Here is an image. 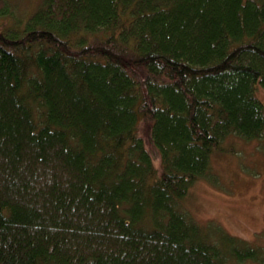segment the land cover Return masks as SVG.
I'll return each mask as SVG.
<instances>
[{"label":"trees","instance_id":"obj_1","mask_svg":"<svg viewBox=\"0 0 264 264\" xmlns=\"http://www.w3.org/2000/svg\"><path fill=\"white\" fill-rule=\"evenodd\" d=\"M0 264H229L180 207L264 134V0H0ZM213 179V176H212Z\"/></svg>","mask_w":264,"mask_h":264},{"label":"rangeland","instance_id":"obj_2","mask_svg":"<svg viewBox=\"0 0 264 264\" xmlns=\"http://www.w3.org/2000/svg\"><path fill=\"white\" fill-rule=\"evenodd\" d=\"M15 17L31 14L41 0H7ZM0 21L9 25V18ZM255 96L264 105V91ZM210 159V177L189 187L180 207L207 229L221 228L259 249L257 259L229 264H264V134L255 140L232 135Z\"/></svg>","mask_w":264,"mask_h":264},{"label":"bare ground","instance_id":"obj_3","mask_svg":"<svg viewBox=\"0 0 264 264\" xmlns=\"http://www.w3.org/2000/svg\"><path fill=\"white\" fill-rule=\"evenodd\" d=\"M224 143V142H223ZM223 143H222V148L221 149H224V147H223Z\"/></svg>","mask_w":264,"mask_h":264}]
</instances>
